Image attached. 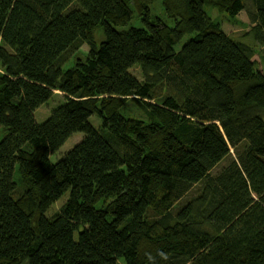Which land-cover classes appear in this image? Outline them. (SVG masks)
I'll list each match as a JSON object with an SVG mask.
<instances>
[{
	"label": "trees",
	"instance_id": "1",
	"mask_svg": "<svg viewBox=\"0 0 264 264\" xmlns=\"http://www.w3.org/2000/svg\"><path fill=\"white\" fill-rule=\"evenodd\" d=\"M154 2L0 0V264H264V0H162L166 22ZM209 7L245 12L249 29L226 33ZM137 65L131 86L118 71ZM207 133L219 144L196 154ZM194 163L196 185L183 177Z\"/></svg>",
	"mask_w": 264,
	"mask_h": 264
},
{
	"label": "rangeland",
	"instance_id": "2",
	"mask_svg": "<svg viewBox=\"0 0 264 264\" xmlns=\"http://www.w3.org/2000/svg\"><path fill=\"white\" fill-rule=\"evenodd\" d=\"M206 13L208 15H211L212 18L216 21L221 23L222 29L234 36V37H240L242 33L247 31L249 29V22L248 18L245 14V12H241L239 15H237L235 18H231L230 15L227 13H220L217 8H206L205 9ZM150 16H156L159 21L166 22L168 20V17L165 14V11L162 6V0H155L154 3L150 6ZM203 13L199 12L200 16ZM141 16H136L134 20L139 21L141 20ZM201 18V17H200ZM100 37V31L96 30L90 37V39L93 41L94 39L97 40ZM49 38L46 36H42L39 39H37L35 46L33 48V54L35 53L34 56H37V53H41L45 50L46 46L48 45ZM251 45V44H250ZM253 49H254V56L253 60L256 62V65L258 66V70L264 72V46H258L253 43ZM90 51V46L88 44L83 45L68 61V63L63 67V69H68L72 68L75 65V62L77 58H85ZM118 74L121 75L123 78H125L126 81L131 86H136L137 84H140L142 82V72L141 68L137 65L134 66L132 69H130L127 72H122L121 70L118 71ZM39 86L36 83L33 82H27L25 87L18 92V97L23 99L25 102L29 103L30 100L32 99L35 91L37 90ZM64 102V97L61 92H56L55 95L51 100H49L47 103H45L43 106L38 108L35 112V117L38 123H43L46 121L52 111L61 105ZM127 109V114L139 118V119H144L146 120L144 114L137 109V107L134 105V103L128 102L126 104ZM90 121L96 126L99 127L101 125V119L97 115H93L90 118ZM2 130L0 129V138L3 136ZM82 133H75L73 134L67 141L66 143L53 155H51L50 159L53 162H56L57 160L61 159L68 151H70L77 143L81 141L83 138ZM219 144V141L217 138H215L213 135L210 133H207L205 136V141L201 145H194V151L196 154H198L201 151H204L206 153H210L213 151L217 145ZM205 170L198 164L194 163L190 165L183 173V177L193 184H198L199 181L202 179V177L205 175ZM67 196L63 197L60 201L55 203L48 211V216H52L56 212L59 211L61 208L62 204L64 201H66ZM108 202L105 201L104 204L106 205ZM150 216L154 217V213L151 211ZM118 264H124V261L120 260L117 262Z\"/></svg>",
	"mask_w": 264,
	"mask_h": 264
}]
</instances>
